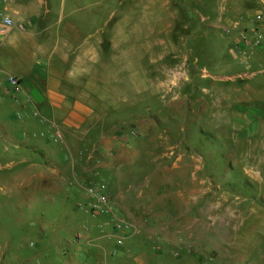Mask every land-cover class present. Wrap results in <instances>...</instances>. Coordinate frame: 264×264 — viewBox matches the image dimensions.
I'll return each mask as SVG.
<instances>
[{
	"label": "rangeland",
	"instance_id": "1",
	"mask_svg": "<svg viewBox=\"0 0 264 264\" xmlns=\"http://www.w3.org/2000/svg\"><path fill=\"white\" fill-rule=\"evenodd\" d=\"M206 23L198 42L215 48V35L206 31ZM165 61L170 66L166 70L95 71L94 79L87 80L93 82L84 87L88 100L95 109L110 111L105 150H82L77 152L79 159L69 151L61 158L63 152L47 150L43 155L39 145L28 149L15 135L9 145L0 135V264H157L145 256L120 262L117 252L108 258L105 250L96 248L102 243L99 239H107L109 226L97 227L103 217L85 212L84 191L89 185L101 188L123 216L118 206L122 200L136 204L142 213L136 216L147 224L155 218V207L168 210L165 223L179 239L199 206L202 241L188 247L175 241L178 245L164 247L172 258L161 264H232L217 260V215L221 218L232 207L245 210L247 202L264 205L260 197H243H252L264 186L246 181L264 180V149L235 143L236 134L218 131L213 118L217 109L231 113L234 108V103L217 102V90L228 94L243 84L217 85L219 76L212 69L217 58L201 49ZM227 72L236 74L223 77L248 81L239 71ZM10 113L9 105L0 100V121L5 124ZM26 127L35 139V126ZM225 189L236 193L217 199V191ZM194 229L191 224L196 234ZM192 255H199L201 262Z\"/></svg>",
	"mask_w": 264,
	"mask_h": 264
},
{
	"label": "crops",
	"instance_id": "2",
	"mask_svg": "<svg viewBox=\"0 0 264 264\" xmlns=\"http://www.w3.org/2000/svg\"><path fill=\"white\" fill-rule=\"evenodd\" d=\"M0 11L14 23L0 40V100L11 111L5 124L0 121V135L9 145L15 135L28 149L39 145L43 155L44 151L56 150L63 152L61 158L70 151L74 159H79L77 152L82 150H105L108 146L104 130L109 127L110 111L95 109L84 90L93 86L87 80L94 79V72L166 70L170 67L165 61L168 56L201 49L217 58V67H212L219 76L217 85L243 84L232 87L228 94L217 90L218 103H234L231 113L217 109L213 117L217 119V130L236 134L235 143L244 141L264 149V41L256 48L243 45L245 56L236 51L237 45L242 46L239 32L247 31V38H253L249 32L252 18L257 13L264 14V0H0ZM176 17L178 30L174 27ZM206 22L211 24L206 25V31L215 35V48L198 42ZM233 70L241 72L247 83L223 77L235 75L227 72ZM9 76L20 82L12 95L6 92ZM25 123L35 126V139L30 137ZM55 137L59 139L54 141ZM255 179L246 181L264 183ZM260 187L261 191L253 192L252 197L241 196L264 199V186ZM234 193L229 189L217 191V199H229ZM245 205V210L241 205V210L240 206L232 207L221 218L217 215V260L264 264V205L255 201ZM118 206L132 230L116 249L117 261L128 263L136 256H145L161 264L172 258L164 247L178 245L175 241L187 247L202 241L199 206L191 219L196 234L189 224L182 239L175 237L174 229L165 223L170 216L168 210L155 207V218L147 224L136 216L142 214L136 204L122 200ZM99 240L102 243L96 248L105 250L108 258L113 256L112 237L108 234L107 239ZM219 248L226 250L228 259ZM192 257L201 262L199 255Z\"/></svg>",
	"mask_w": 264,
	"mask_h": 264
},
{
	"label": "built area",
	"instance_id": "3",
	"mask_svg": "<svg viewBox=\"0 0 264 264\" xmlns=\"http://www.w3.org/2000/svg\"><path fill=\"white\" fill-rule=\"evenodd\" d=\"M253 25L249 32L253 36L251 40L247 38V31L239 32V42L242 46L237 45V53L241 56H245L244 46L250 45L253 48L259 47L264 41V14L257 13L253 16ZM14 25L12 19L0 11V40H2L8 29ZM23 29V26H18ZM6 92L10 95L16 93L19 89L20 82L17 78L9 76L6 80ZM59 138L55 137L54 141ZM86 203L84 205L85 212L92 217H103L104 221L97 224V227L103 228L109 226V235L112 237L115 245V249L112 251V255H115L116 249L121 247L124 240L130 235L132 226L125 220L121 214L117 213L109 200V197L105 192L94 185H89L84 191Z\"/></svg>",
	"mask_w": 264,
	"mask_h": 264
}]
</instances>
